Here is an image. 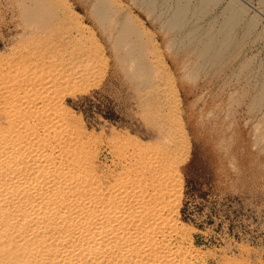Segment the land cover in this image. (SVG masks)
<instances>
[{
	"label": "rangeland",
	"instance_id": "obj_1",
	"mask_svg": "<svg viewBox=\"0 0 264 264\" xmlns=\"http://www.w3.org/2000/svg\"><path fill=\"white\" fill-rule=\"evenodd\" d=\"M0 112V237L38 264H264V0H0Z\"/></svg>",
	"mask_w": 264,
	"mask_h": 264
},
{
	"label": "bare ground",
	"instance_id": "obj_2",
	"mask_svg": "<svg viewBox=\"0 0 264 264\" xmlns=\"http://www.w3.org/2000/svg\"><path fill=\"white\" fill-rule=\"evenodd\" d=\"M104 7H105V5H104ZM177 17V16H176ZM178 18V17H177ZM175 20H177L176 18H175ZM174 21V20H173ZM180 21V20H179ZM172 23V22H171ZM170 23V24H171ZM82 29V28H81ZM70 45V44H69ZM79 45V44H78ZM63 47V46H62ZM61 48V47H60ZM65 48V47H64ZM63 48V49H64ZM83 48H84V46H83ZM64 52V51H63ZM86 54V53H85ZM69 56V55H68ZM87 56V55H86ZM84 57H85V55H84ZM38 59V58H37ZM76 61V60H75ZM59 62V61H58ZM36 63V62H35ZM43 63V62H42ZM41 64V63H40ZM42 67V66H41ZM53 68V67H52ZM39 69V68H38ZM47 70V69H46ZM69 70V69H68ZM71 71V70H70ZM56 77V76H55ZM53 78V77H52ZM57 78V77H56ZM48 79V78H47ZM78 79V78H77ZM79 80V79H78ZM81 82V81H80ZM72 84H73V81H72ZM51 85V84H50ZM52 87V86H51ZM66 87V86H65ZM53 89V88H52ZM67 89V88H66ZM68 97V96H67ZM18 103V102H17ZM64 105V104H63ZM48 106V105H47ZM42 109V108H41ZM26 110V109H25ZM20 111V110H19ZM1 113V112H0ZM5 122V121H4ZM31 123V122H30ZM33 123V122H32ZM47 123V122H46ZM59 123V122H58ZM30 125V124H29ZM50 125V124H49ZM53 128V127H52ZM51 128V129H52ZM24 130V129H23ZM177 132V131H176ZM9 135V134H8ZM52 135V134H51ZM22 136V135H21ZM184 136V135H183ZM42 137V136H41ZM185 137V136H184ZM177 138H179V137H177ZM126 139V138H125ZM17 140V139H16ZM22 141V140H21ZM29 141V140H28ZM37 141V140H36ZM179 142V141H178ZM42 143H44V141L42 142ZM137 143V142H136ZM46 144V143H45ZM182 144V143H181ZM189 144V143H188ZM38 145V144H37ZM51 145V144H50ZM53 145V144H52ZM56 145V144H55ZM0 146H2V145H0ZM28 147V146H27ZM167 147V146H166ZM179 147V146H178ZM184 147V146H183ZM188 147V146H187ZM8 148V147H7ZM65 148V147H64ZM140 148V147H139ZM138 148V149H139ZM47 149V148H46ZM29 150V149H28ZM42 150V149H41ZM49 150V149H48ZM60 150V149H59ZM146 150V149H145ZM177 150V149H176ZM3 151V150H2ZM9 151V150H8ZM57 151V150H56ZM63 151V150H62ZM61 151V152H62ZM60 152V153H61ZM28 153V152H27ZM49 153V152H48ZM54 153V152H53ZM1 154V153H0ZM10 154V153H9ZM44 154V153H43ZM34 155V154H33ZM45 155H47L46 153H45ZM58 155H61V154H58ZM63 155H64V153H63ZM180 155V154H179ZM10 156V155H9ZM131 156V155H130ZM3 157V156H2ZM5 157V156H4ZM17 157V156H16ZM19 157H20V154H19ZM66 157V156H65ZM29 158V157H28ZM170 158V157H169ZM2 159V158H1ZM7 159V158H6ZM6 159H5V161H6ZM15 159H17V158H15ZM35 159V158H34ZM76 159V158H75ZM9 160V159H8ZM58 160V159H57ZM73 161H74V159H73ZM72 161V162H73ZM78 161V160H77ZM22 162V161H21ZM61 162V161H60ZM10 163V162H9ZM8 163V164H9ZM65 163V162H64ZM173 163L174 162H172V161H170L169 162V164L167 165V180H171V179H173L177 174H179L178 173V168L176 167V165L174 166L173 165ZM176 163V162H175ZM5 164H6V162H5ZM12 164V163H11ZM43 164V163H42ZM10 165V164H9ZM8 165V166H9ZM32 165V164H31ZM58 165V164H57ZM150 165V164H149ZM23 166V165H22ZM36 166V165H35ZM34 166V167H35ZM61 166V165H60ZM71 166H72V164H71ZM15 167V166H14ZM32 167V166H31ZM68 167V166H67ZM90 167V166H89ZM12 168H13V165H12ZM41 168V167H40ZM62 168H63V166H62ZM35 169V168H34ZM3 170V169H2ZM5 170V169H4ZM36 170V169H35ZM45 170V169H44ZM52 170V169H51ZM73 170V169H72ZM10 171V170H9ZM32 171V170H31ZM88 171V170H87ZM7 172H8V170H7ZM73 172H74V170H73ZM4 173V172H3ZM19 173V172H18ZM38 173V172H37ZM89 173H90V171H89ZM80 174V173H79ZM91 174V173H90ZM12 175V174H11ZM71 175V174H70ZM73 175V174H72ZM82 175V174H81ZM16 176V175H15ZM79 176V175H78ZM83 176V175H82ZM18 177H19V175H18ZM76 177V176H75ZM3 178V177H2ZM51 178V177H50ZM19 179V178H18ZM52 179V178H51ZM78 179V178H77ZM16 180V179H15ZM20 181V180H19ZM71 181H73V180H71ZM181 181H182V179H181ZM49 182V181H48ZM80 182H81V180H80ZM30 183V182H29ZM78 183V182H77ZM19 184V183H18ZM86 184V183H85ZM138 184V183H137ZM16 185V184H15ZM49 185V184H48ZM52 185V184H51ZM81 185V184H80ZM87 185V184H86ZM7 186H8V184H7ZM7 186H5V187H7ZM22 186V185H21ZM20 186V187H21ZM90 186V185H89ZM17 187V186H16ZM24 187H25V185H24ZM69 187V186H68ZM119 187V186H118ZM10 188V187H9ZM36 189H37V187H35ZM39 188V187H38ZM46 188V187H45ZM177 188V187H176ZM10 190H12V189H10ZM68 190V189H67ZM33 191V190H32ZM39 191V190H38ZM69 191V190H68ZM114 191V190H113ZM162 191V190H161ZM31 192V191H30ZM34 192V191H33ZM46 193H47V191H45ZM103 192V191H102ZM16 193H17V191H16ZM4 194V193H3ZM34 194H36V193H34ZM115 194H116V192H115ZM58 195H59V193H58ZM82 195V194H81ZM21 196V195H20ZM48 196H49V194H48ZM61 196V195H60ZM43 197V196H42ZM94 197V196H93ZM26 198V197H25ZM72 198V197H71ZM153 198V197H152ZM55 199H56V197H55ZM130 199V198H129ZM40 200V199H39ZM34 201V200H33ZM58 201V200H57ZM79 201V200H78ZM89 201V200H88ZM118 201H120V200H118ZM22 202V201H21ZM27 202H29V201H27ZM35 202V201H34ZM48 202V201H47ZM112 202V201H111ZM15 204H16V200H15V202H14ZM36 203V202H35ZM76 203V202H75ZM89 203V202H88ZM120 203H121V201H120ZM8 204V203H7ZM6 204V205H7ZM14 204V205H15ZM21 204V203H20ZM154 204H156L155 203V201H154ZM22 205V204H21ZM39 205V204H38ZM99 205V204H98ZM119 205V204H118ZM17 206V205H16ZM26 206V205H25ZM53 206V205H52ZM74 206V205H73ZM156 206V205H155ZM80 207V206H79ZM87 207V206H86ZM7 208H8V206H7ZM81 208V207H80ZM102 208V207H101ZM157 208V207H156ZM27 209V208H26ZM29 209V208H28ZM43 209H45V208H43ZM165 209V208H164ZM4 210V209H3ZM10 210V209H9ZM8 210V211H9ZM62 210V209H61ZM138 210V209H137ZM2 211V210H1ZM6 211V210H5ZM25 211V210H24ZM30 211V210H29ZM32 212V211H31ZM28 214H29V212H27ZM26 213V214H27ZM59 213H60V211H59ZM164 213V212H163ZM56 214V213H55ZM165 214V213H164ZM38 215V214H37ZM36 215V216H37ZM48 215V214H47ZM70 215V214H69ZM177 215V214H176ZM26 216V215H25ZM46 216V215H45ZM74 216V215H73ZM79 216V215H78ZM29 217H30V214H29ZM32 217H34V216H31V218ZM42 217V216H41ZM166 217V216H165ZM11 218V217H10ZM19 218H21V217H19ZM24 218V217H23ZM54 218V217H53ZM129 218H130V216H129ZM139 218V217H138ZM33 219V218H32ZM88 219V218H87ZM174 219V218H173ZM12 220V219H11ZM36 220V219H35ZM41 220V219H40ZM78 220V219H77ZM95 220V219H94ZM177 220V219H176ZM34 221V220H33ZM32 221V222H33ZM49 221V220H48ZM70 221V220H69ZM73 221V220H72ZM13 222V221H12ZM18 222V221H17ZM20 222V221H19ZM41 222V221H40ZM97 222H98V220H97ZM107 222H108V220H107ZM117 222V221H116ZM22 223H23V220H22ZM80 223V222H79ZM17 224H19V223H17ZM39 224V223H38ZM74 224H75V222H74ZM114 224V223H113ZM4 225V224H3ZM41 225V224H40ZM39 225V226H40ZM44 225V224H43ZM49 225V224H48ZM58 225V224H57ZM61 225V224H60ZM104 225H106V224H104ZM145 225V224H144ZM162 225V224H161ZM13 226V225H12ZM22 226V225H21ZM63 226V225H62ZM95 226V225H94ZM33 227V226H32ZM42 227V226H41ZM61 227V226H60ZM59 227V228H60ZM86 227H87V225H86ZM106 227H108V226H106ZM161 227V226H160ZM178 227V226H177ZM180 227V226H179ZM178 227V228H179ZM183 227V226H182ZM1 228V227H0ZM56 228V227H55ZM58 227L56 228V229H59ZM8 229V228H7ZM33 229V228H32ZM39 229V228H38ZM71 229H73V228H71ZM70 229V230H71ZM0 230H3V229H0ZM19 230V229H18ZM25 230V229H24ZM34 230V229H33ZM42 230H43V228H42ZM82 230V229H81ZM117 230H118V227H117ZM8 231V230H7ZM39 231H41V230H39ZM72 231V230H71ZM84 231V230H83ZM139 231V230H138ZM163 231V230H162ZM161 231V232H162ZM5 232V231H4ZM11 232V231H10ZM90 232V231H89ZM121 232V231H120ZM133 232V231H132ZM137 232V231H136ZM91 233V232H90ZM141 233V232H140ZM169 233V232H168ZM59 234V233H58ZM68 234V233H67ZM72 234V233H71ZM76 234V233H75ZM86 234V233H85ZM100 234H102V233H100ZM121 234V233H120ZM20 235H22V234H20ZM54 235V234H53ZM63 235V234H62ZM79 235V234H78ZM118 235H119V233H118ZM128 235V234H127ZM151 235V234H150ZM162 237H163V241L165 242V243H167V246L169 247V248H171V244H170V242H172V241H170V242H168V240L166 239L167 237H168V235H166V234H163L162 233ZM173 235V234H172ZM171 235V236H172ZM180 235V234H179ZM8 236H11V233H9L8 234ZM32 236V235H31ZM76 236V235H75ZM141 236V235H140ZM156 236V235H155ZM178 236V235H177ZM21 237V236H20ZM23 237V236H22ZM30 237V236H29ZM28 237V238H29ZM49 237V236H48ZM54 237V236H53ZM89 237V236H88ZM158 237H160V236H158ZM161 237V238H162ZM180 237H181V235H180ZM189 237V236H188ZM188 237H187V239H188ZM17 238V237H16ZM37 238V237H36ZM40 238H42V237H40ZM70 238V237H69ZM78 238V237H77ZM156 237H154V239H155ZM160 238V239H161ZM5 239V238H4ZM137 239V238H136ZM135 239V240H136ZM153 239V240H154ZM158 238H156V240H157ZM16 240V239H15ZM36 240V239H35ZM41 240V239H40ZM39 240V241H40ZM51 240V239H50ZM54 240V238L51 240V241H53ZM74 240V239H73ZM87 240V239H86ZM113 240V239H112ZM169 240H171V239H169ZM11 241V240H10ZM47 241V240H46ZM146 242H142V244H141V247H140V249L141 250H143V258L144 259H146L147 261H145L144 259H136V261H135V263L134 264H156V262H157V260L159 259V252H158V250H157V248H156V246H155V244H154V241H151V243H148V241L147 240H145ZM150 241V240H149ZM161 241V240H160ZM159 241V242H160ZM30 242V241H29ZM50 242V241H49ZM48 242V243H49ZM82 242V241H81ZM99 242V241H98ZM110 243V242H109ZM141 243V242H140ZM164 243V244H165ZM186 243V242H185ZM81 244V243H80ZM103 244V243H102ZM115 244V243H114ZM129 244V243H128ZM162 244V243H161ZM33 245V244H32ZM64 245V244H63ZM86 245V244H85ZM91 245V244H90ZM174 246V245H173ZM81 247V246H80ZM178 247V246H177ZM63 248V247H62ZM75 248V247H74ZM79 248V247H78ZM77 248V249H78ZM82 249H83V246L81 247ZM94 248V247H93ZM105 248V247H104ZM139 248V247H138ZM173 248H175V247H173ZM195 248V247H194ZM40 249V248H39ZM69 249H71V248H69ZM112 249V248H111ZM136 250V248H134V247H132V245H128L127 247H126V251L129 253V252H133V250ZM177 249V248H176ZM175 249V250H176ZM194 250V249H193ZM193 250L191 249V248H180V246H179V250H176V251H179V253H181V254H183L186 258H188V259H190V260H197V257L194 255V252H193ZM47 251V253H48V256H49V260H50V263L51 264H66V262L64 261V260H61V259H63V258H61L60 259V257H62L61 255H58V245H50V247H48V249L46 250ZM75 251H76V248H75ZM74 251V252H75ZM89 251H91V248L89 249ZM169 251H171V253H172V250L170 249ZM101 252V251H100ZM138 252V251H137ZM175 252V251H174ZM38 253V250L36 249V248H33L31 245H29V244H25V245H16V246H12V245H9V244H6V242L5 241H3L2 240V238L0 237V264H38V262L35 260V256L34 255H36ZM63 253V252H62ZM64 254V253H63ZM90 254V253H89ZM114 254H116V253H114ZM180 254V255H181ZM79 255V254H78ZM81 255V254H80ZM83 255V254H82ZM105 255V254H104ZM162 255V254H161ZM182 255V256H183ZM198 255V254H197ZM58 256H60L59 258H58ZM94 256H96V255H94ZM113 256V255H112ZM45 257V256H44ZM67 257V256H66ZM122 257V256H121ZM172 257V256H171ZM85 258V257H84ZM118 258V257H117ZM126 258V257H125ZM135 258V257H134ZM93 259V258H92ZM123 259V258H122ZM205 259V258H204ZM85 260V259H84ZM135 260V259H134ZM180 260V259H179ZM70 262H71V260H70ZM127 261H125V260H121V262H119V261H115V263L114 264H128V263H126ZM174 262V261H173ZM191 262V261H190ZM196 262V261H195ZM111 263V262H110ZM177 263V262H176ZM182 263V262H181ZM184 263V262H183ZM90 264V263H89ZM105 264V263H104ZM131 264V263H130ZM193 264V263H192ZM202 264H204V263H202Z\"/></svg>",
	"mask_w": 264,
	"mask_h": 264
}]
</instances>
